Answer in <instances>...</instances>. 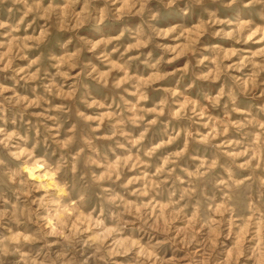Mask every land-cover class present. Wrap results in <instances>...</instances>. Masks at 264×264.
Masks as SVG:
<instances>
[{
    "label": "clouds",
    "instance_id": "obj_1",
    "mask_svg": "<svg viewBox=\"0 0 264 264\" xmlns=\"http://www.w3.org/2000/svg\"><path fill=\"white\" fill-rule=\"evenodd\" d=\"M0 264H264V0H0Z\"/></svg>",
    "mask_w": 264,
    "mask_h": 264
}]
</instances>
